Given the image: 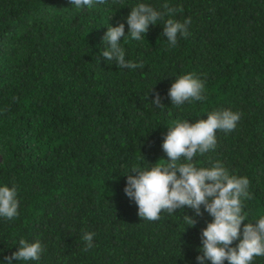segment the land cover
I'll use <instances>...</instances> for the list:
<instances>
[{
  "label": "trees",
  "instance_id": "trees-1",
  "mask_svg": "<svg viewBox=\"0 0 264 264\" xmlns=\"http://www.w3.org/2000/svg\"><path fill=\"white\" fill-rule=\"evenodd\" d=\"M141 3L179 10L136 41L126 18ZM169 18L191 20L174 47L163 34ZM120 22L125 60L142 68L102 55L104 34ZM187 73L204 82L205 99L173 105L172 83ZM225 109L240 114L235 129L217 130L215 149L192 163L219 162L248 178L242 232L264 216V0H105L79 9L71 0H0V186L15 185L19 201L15 219L0 217V264L21 238L44 250L39 261L12 264H200L213 220L205 206L200 216L185 207L140 218L124 192L126 172L168 162L162 145L174 122ZM85 232L95 234L87 251Z\"/></svg>",
  "mask_w": 264,
  "mask_h": 264
},
{
  "label": "clouds",
  "instance_id": "clouds-1",
  "mask_svg": "<svg viewBox=\"0 0 264 264\" xmlns=\"http://www.w3.org/2000/svg\"><path fill=\"white\" fill-rule=\"evenodd\" d=\"M105 0H71L76 8H91L94 3L102 4ZM164 11H157L146 4H138L131 8L127 16L128 32L131 39L140 41L147 33L149 25H155L165 15L171 17L179 10L163 4ZM190 18L183 22L169 18L163 27V34L170 46L177 44L178 35L188 36ZM121 37H125V25L118 23L115 27H108L103 36L102 50L105 60L115 61L120 68L135 69L143 67L142 63L125 60V50L121 46ZM205 84L194 73H187L177 78L169 90L171 104L180 106L186 101H202ZM153 104H161L159 93ZM240 120V114L230 109L214 111L207 119H199L195 123L176 121L163 140V150L167 154L168 162L159 163L148 169L132 167L127 174L124 188L126 196L138 205L140 218L156 221L160 219L162 210L173 213L176 209L189 207L197 216L202 215L201 205L213 217L202 231V255L197 256L200 264L210 260L211 264H252L257 256H264V216L253 223L243 225L247 213L243 211V201L251 199L248 191L250 181L247 177L231 175L229 171L216 162L210 168L196 167L192 163L197 155H203L216 147V131L231 132ZM183 157V162L181 158ZM132 173H135L133 175ZM19 201L17 189L13 185L0 186V217L13 220L18 216ZM188 226H194L196 220L186 215ZM92 232H85L82 236L86 242L84 251L92 248ZM242 237V238H241ZM239 240L236 247H231L233 241ZM43 247L40 241L28 242L21 238L19 248L11 256L5 257L7 264L12 260L39 261Z\"/></svg>",
  "mask_w": 264,
  "mask_h": 264
}]
</instances>
